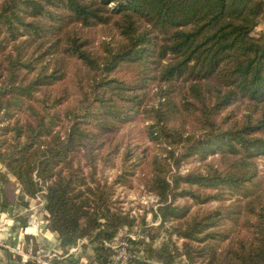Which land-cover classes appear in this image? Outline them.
I'll return each instance as SVG.
<instances>
[{"label":"trees","instance_id":"1","mask_svg":"<svg viewBox=\"0 0 264 264\" xmlns=\"http://www.w3.org/2000/svg\"><path fill=\"white\" fill-rule=\"evenodd\" d=\"M263 23L264 0H0V166L63 250L111 251L135 223L114 189L142 167L161 203L134 242L150 264H264ZM137 124L142 144L100 181L107 136ZM160 234L172 249L152 248Z\"/></svg>","mask_w":264,"mask_h":264},{"label":"crops","instance_id":"2","mask_svg":"<svg viewBox=\"0 0 264 264\" xmlns=\"http://www.w3.org/2000/svg\"><path fill=\"white\" fill-rule=\"evenodd\" d=\"M262 26L264 28V23L259 29ZM40 202L27 197L17 180L0 166V264H77L81 259L88 264H111L112 251L100 255H94L89 249L84 252V241L75 254L70 252L76 245L63 250L57 234L44 224L36 236L24 234L32 207ZM39 216L44 220V213ZM154 247L157 245L154 244ZM132 251V264H150L147 244L144 248V243H133Z\"/></svg>","mask_w":264,"mask_h":264},{"label":"rangeland","instance_id":"3","mask_svg":"<svg viewBox=\"0 0 264 264\" xmlns=\"http://www.w3.org/2000/svg\"><path fill=\"white\" fill-rule=\"evenodd\" d=\"M259 27L256 29V34H259L261 32L264 33L263 26L260 29ZM141 128L142 126L140 124H137L136 126L128 125V126H125L120 131V133L115 134L111 137L107 136L108 139L106 140L105 149L113 151L115 150V148H117V150L119 151H116V155L114 156V161H115L114 166H110L109 163H106L104 160L99 162L98 177L100 181L103 182L105 180L109 184L112 182L117 172H119L120 158L123 155L126 142L129 143L131 141L133 144H139V146L142 144L141 143V137H142ZM144 147H140V149ZM138 152H140V150H138ZM220 158H221L220 154H216L214 156H209L206 161L212 162L215 165H219L221 161ZM202 167H203L202 163L196 159L192 163L183 164L182 167L180 168V172L182 174H185L186 172L191 171V170L200 171ZM257 168H258V175L260 176L262 180H264V158L258 159ZM142 172H143L142 167H137L135 174L129 177V181L125 184V186L118 185L115 187L114 195H113V201L116 202V205L119 208V210L122 213L127 214L128 216L133 218L135 221L133 226L127 227L129 234L137 238L134 242H136L137 240L141 241L144 238V234L142 233V231H140L141 220L144 217H145V222L147 223V226L157 227L159 225V220H152V214L157 211L161 203H160L159 198L155 196L153 193H151L145 187L143 183V179L141 177ZM208 191L209 190H206V192ZM231 198L234 200L235 196L232 195ZM185 202H188V204L191 205L190 214H194L198 210L211 208L217 205V201H213L211 202V204H208L205 207L198 208L197 206L193 205V202L190 199L189 200L188 199L179 200L176 203L183 205L185 204ZM174 224L166 223L165 226L166 228H170V226L173 227ZM157 237L158 238L154 242L157 245V247H154L155 251H157L159 247H162L165 244L169 246V248L172 249V246H171L172 244L167 243V239L165 235L160 234ZM133 243H132V250H133ZM171 243H173V245L177 248L179 252L182 251L184 240L172 234ZM144 248H146V242L144 243Z\"/></svg>","mask_w":264,"mask_h":264},{"label":"built area","instance_id":"4","mask_svg":"<svg viewBox=\"0 0 264 264\" xmlns=\"http://www.w3.org/2000/svg\"><path fill=\"white\" fill-rule=\"evenodd\" d=\"M35 200L37 202L41 201V204L36 203V205L32 207L31 214L29 215L26 226L23 229V233L26 235L36 236V234L40 230L41 225L43 224V219L39 216V214L43 213L42 208L44 203L39 197H37ZM136 239L137 238L129 234L127 227H123L119 230L113 242L104 243V247L110 249L113 252L111 264H132L134 260L132 243ZM82 243V241H77L76 246L71 249L70 253H77L78 248ZM16 250L18 251L19 249ZM77 264L88 263L85 260L81 259Z\"/></svg>","mask_w":264,"mask_h":264}]
</instances>
